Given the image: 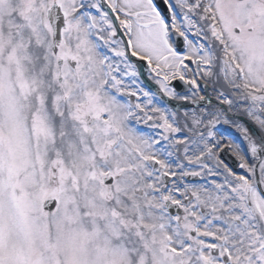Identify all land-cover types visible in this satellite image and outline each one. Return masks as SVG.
Returning <instances> with one entry per match:
<instances>
[{
    "label": "snow or ice",
    "instance_id": "6c2138e0",
    "mask_svg": "<svg viewBox=\"0 0 264 264\" xmlns=\"http://www.w3.org/2000/svg\"><path fill=\"white\" fill-rule=\"evenodd\" d=\"M0 264H264V0H0Z\"/></svg>",
    "mask_w": 264,
    "mask_h": 264
},
{
    "label": "rangeland",
    "instance_id": "374dc122",
    "mask_svg": "<svg viewBox=\"0 0 264 264\" xmlns=\"http://www.w3.org/2000/svg\"><path fill=\"white\" fill-rule=\"evenodd\" d=\"M176 111H183V109H180V110H176Z\"/></svg>",
    "mask_w": 264,
    "mask_h": 264
}]
</instances>
